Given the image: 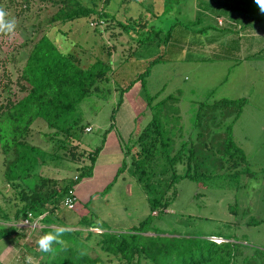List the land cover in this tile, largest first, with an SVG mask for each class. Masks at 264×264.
<instances>
[{
	"label": "rangeland",
	"instance_id": "374dc122",
	"mask_svg": "<svg viewBox=\"0 0 264 264\" xmlns=\"http://www.w3.org/2000/svg\"><path fill=\"white\" fill-rule=\"evenodd\" d=\"M162 1L110 0L107 11L116 13V19L121 21L144 13L149 23L161 26L163 32L173 26L171 44L176 51L165 48L164 34L156 37L151 33L149 35L152 36V41L149 44L136 47V40L140 37L145 39L148 32L133 34L132 39L131 33L122 32L118 28H109L103 32V24L98 27L100 32H94L93 22L85 19L64 25L63 30L66 34L56 38L58 40L56 43L62 51L77 52L83 63L100 58L103 62L109 63L111 68L107 80L98 83V91L85 98L75 112L78 121L89 127L77 132L76 136L79 139L72 143V146L76 147L74 153L78 155L82 151L89 152L97 147L101 149L92 175L83 177L74 187L76 203L73 209L59 211L63 223L61 228L79 229L78 226L74 227L77 219L92 212L95 215L94 223L120 233L128 231L149 215L148 194L144 187L131 177L128 169L120 175L117 172L122 163L123 149L130 145L151 118L146 110L148 97L157 95L153 99V104L171 97L166 100L162 109L163 123L171 125L172 118L177 117L173 120H179L185 138L191 135L193 137L191 141L202 142L203 148V143H208V146H212L211 151H215L229 134L234 144L243 151L248 168L255 175L243 174L235 180L216 177L204 183L180 179L176 185L175 198L172 199L165 213L154 220V225L160 231H174L186 236L216 235L246 240L250 246L264 250V222L256 225L249 222L251 219L264 220V171H262L264 169V51L253 55L254 49L248 48V52L235 46L221 49L217 43H213L207 48V52L203 53L194 47L199 45L200 36L202 42L203 38L212 39L213 30L209 28L204 33H199V36L190 29L196 30L204 25L210 27V24L215 25V21L220 28L228 27L224 15L220 18L214 15L209 20L202 18L203 14L210 16L212 11L221 13L220 10H225L224 6L215 3V0H178V6L173 5L169 15L161 16ZM199 1H202L203 5L195 6ZM228 1H230L229 14L239 11V8H233L235 4L231 0ZM126 4H130L131 10L122 14L120 10ZM241 9L247 10L248 13L243 12L237 14L238 16L249 15L252 11L253 17L259 19V22H254L253 19L248 18L247 21L251 22H248L245 30L255 31L258 24L264 27V12H261L255 0L241 6ZM152 13L159 15L150 19ZM49 14L50 12H44L42 16ZM11 15L16 18L14 32L0 35V72L1 66H4L2 60L14 55L15 48L30 35L31 25L37 20L33 16L22 19ZM196 16L200 19H196ZM177 22L186 24L187 29L180 28L182 24L174 25ZM231 28L236 32L226 30L225 36L238 37L244 33L237 34L239 29ZM182 30H186L187 33L181 32ZM263 30L261 31L264 32ZM113 31L117 33L115 37ZM132 31V28L129 29V32ZM53 32L51 31L49 36H52ZM216 32L222 33L218 30ZM253 45L257 47L259 44ZM112 46L114 50L110 48L112 53L108 58L106 51ZM186 46L189 47L186 53H178L180 48L184 49ZM101 48L103 53L100 51ZM132 50H136L135 54L129 56ZM219 55L222 56L221 59H217ZM245 55L251 56V60L257 59V65L248 66L241 63ZM159 56L162 62L149 68L145 87L137 81L129 90L121 91L129 81L144 72L149 61ZM126 58V63L120 66V62ZM5 66L10 69V63H6ZM223 98L246 99V103L236 116V107L225 105L222 102ZM203 101H207V106L204 105L205 109L202 108L205 117H201L198 127H194L195 115ZM52 132L53 130L48 129L43 121L37 120L31 126L28 141L48 154L55 152L61 154L63 152L57 151L53 141L47 138L52 137L50 136ZM197 133L201 134L200 139H194ZM174 141V147H177L179 140ZM43 163L25 179L26 184H31L33 177L41 175L74 180L78 176L77 169L85 168L89 160L86 157L73 161L48 158ZM211 170L218 172L217 174L224 173L218 169V166ZM3 171V155L0 152V207L12 218L16 201L12 190L4 182ZM183 171L182 164L176 166L177 174ZM15 225L20 229L19 234L0 240V263L35 264L36 258L41 257L40 254L36 255L40 252L35 246L36 241L49 231H41L43 226L39 220ZM94 232L98 233L100 230L94 229ZM213 239L222 241L220 237ZM86 244L88 247L93 246V240L87 241ZM96 254L104 260L108 259L99 252V249L91 255ZM26 257H31V260L26 261ZM105 264L119 263L115 258H109ZM140 264L149 263L143 259Z\"/></svg>",
	"mask_w": 264,
	"mask_h": 264
},
{
	"label": "trees",
	"instance_id": "16d2710c",
	"mask_svg": "<svg viewBox=\"0 0 264 264\" xmlns=\"http://www.w3.org/2000/svg\"><path fill=\"white\" fill-rule=\"evenodd\" d=\"M227 1L215 0V3L224 6L225 10H220L221 13L212 11L210 16L203 14L202 18L209 20L214 15L219 18L224 15L228 28L219 29L220 26L216 25L215 21V25L210 24V27L204 25L190 31L196 35L210 28L213 31H221L219 34L224 35V32L232 27V22L242 23V29L251 22L247 21L248 18L259 22L258 18L253 17L252 11L242 17L237 15L248 13L247 10L241 9V6L251 0H231L235 4L233 8H239L235 14L228 13L230 1ZM171 2L162 1L161 16L169 15L173 5L178 6V0ZM109 3L110 0H0V8L5 9L10 15L22 19L33 16L37 19L31 25L30 35L15 48L14 55L2 60L4 66H1L0 72V152L3 155L4 182L12 190L16 202L12 218L0 207V240L19 234L20 229L15 224L23 223L25 220L28 222L39 220L43 226L41 231L44 232L54 233L58 229H63L59 211L73 209L76 199L71 209L64 206L62 201L70 191H74L80 179L92 175L101 149L97 147L84 152L85 154L83 151L78 155L74 153L76 147L72 146V143L79 139L76 136L77 132L89 127L78 121L75 112L85 98L98 91V83L107 80L111 68L109 63L103 62L100 58L83 63L77 52L62 51L56 43L58 41L56 38L66 34L63 26L78 19H85L93 22L94 32H100L98 27L101 24L104 25L103 32L109 28H118L122 32L131 33L132 39L133 34L148 32L145 39L140 37L136 40V47L149 44L152 41V36L149 35L151 33L156 37L164 34L165 48L176 51L171 44L173 26L163 32L161 26L149 23L144 13L121 21L116 19V13L107 11ZM201 5L202 1L195 3L197 7ZM130 10V4H126L120 11L125 14ZM44 12L50 14L42 16ZM156 15L159 14L152 13L150 19L158 17ZM195 18L200 19L197 16ZM187 27L185 24L180 28ZM131 28L133 31L129 32ZM256 29L263 30L264 27L258 24ZM51 31L54 32L49 36ZM183 31L187 33L186 30L181 32ZM116 35L114 32L113 37ZM110 48L114 50V46L107 48L108 58L112 53ZM100 51L103 53V48ZM135 51H130L129 56H133ZM126 60L127 58L121 61L120 66L124 65ZM160 62H162L160 56L149 61L144 72L129 81L121 91L129 90L137 81L145 87L149 68ZM6 63H10L11 70L7 69ZM156 97L157 95L148 97L146 110L151 118L130 145L123 149L122 163L117 172L120 175L128 169L131 177L144 187L148 194L149 215L128 231L118 233L94 223L95 215L88 212L79 217L74 224V227L78 226L79 229H63L60 243L53 242L50 252H37L36 255L40 254L41 257L36 258L35 264H105L109 258H115L119 264H140L143 259L149 264H264V250L250 246L246 240L216 235L186 236L174 231H160L154 225V220L165 213L175 198L176 185L180 179L204 183L216 177L235 180L243 174L255 175L248 168L243 151L234 144L229 134L215 151H211L212 146H208V143H203V148L202 142L191 141L193 138L191 135L185 138L179 120H173L177 117L172 118L171 125L162 122V109L166 100L171 97L153 104ZM222 100L225 105L236 107V116L246 103V99ZM206 102L203 101L198 108L193 122L194 127H198V121L205 117L202 108L205 109ZM37 120L43 121L48 129L53 130L50 135L52 137L47 138L53 141L57 151L63 153L48 154L28 141L31 126ZM60 136L62 138H59ZM194 136V139L202 137L200 133ZM175 139L179 140L177 147H174ZM80 157H86L89 164L85 168L77 169L78 176L74 180L41 175L33 177L31 184L25 183L30 173L39 164H44L48 158L73 161ZM179 164L184 166L181 174L176 172V166ZM216 166L224 173L217 174L218 172L211 170ZM249 222L256 225L264 220L251 219ZM94 229L100 232H94ZM217 237L222 241L213 239ZM90 240H93V246L88 247L86 243ZM96 249L108 259L104 260L98 254L91 255Z\"/></svg>",
	"mask_w": 264,
	"mask_h": 264
},
{
	"label": "crops",
	"instance_id": "0c3cea01",
	"mask_svg": "<svg viewBox=\"0 0 264 264\" xmlns=\"http://www.w3.org/2000/svg\"><path fill=\"white\" fill-rule=\"evenodd\" d=\"M232 23H233V25H231V26L233 28L236 27V28L239 29L237 34H239L241 32H244L243 35L238 36V37H231V36H225V35L217 33L216 31H213L212 39H208L207 40L206 38H203V42H202V41H200L202 39L201 36L199 34H196V35L200 36L198 38L199 45L194 47V48L198 49L199 51H202L203 53H206L207 52V48L209 46H211L213 43L214 44L217 43L218 47L219 48L221 47V49L224 48V47L227 49V48L234 47V46L239 48V49L242 48L246 52H248L247 51L248 48L254 49L252 51L253 55H255L254 53H256V52L264 51V49H263L264 48V43L262 44V41L264 39V32H262L259 29H256L255 31H247V30H245L246 27L244 29L241 28L242 23H236V24H235V22H232ZM228 27H224V28H228ZM219 29H222V28H219ZM230 30L234 31L231 27H230ZM232 36H235V35H232ZM229 37H231V38H229ZM206 41H208V43L204 44V42H206ZM223 41H225V42H223ZM255 43H258L259 45L256 47V45H253ZM187 48H189V47L186 46L184 49L180 48L178 50V53L179 52H182V54L186 53L189 50ZM250 57L251 56L245 55L243 57V59L241 60V63H244L245 65H248V66L257 65V63H258L256 61L257 59L253 58V60H251ZM221 58H222V56L217 57V59H221ZM204 60H206V59H204Z\"/></svg>",
	"mask_w": 264,
	"mask_h": 264
},
{
	"label": "clouds",
	"instance_id": "9594fccd",
	"mask_svg": "<svg viewBox=\"0 0 264 264\" xmlns=\"http://www.w3.org/2000/svg\"><path fill=\"white\" fill-rule=\"evenodd\" d=\"M261 12H264V0H255ZM16 18L10 15L5 9L0 8V33L11 34L15 30ZM63 229H58L54 233L46 232L42 234L36 241V245L41 252L48 253L52 250V244L60 243V236ZM26 261H30L31 257H26Z\"/></svg>",
	"mask_w": 264,
	"mask_h": 264
},
{
	"label": "built area",
	"instance_id": "2783aa9c",
	"mask_svg": "<svg viewBox=\"0 0 264 264\" xmlns=\"http://www.w3.org/2000/svg\"><path fill=\"white\" fill-rule=\"evenodd\" d=\"M74 192L70 191L69 195L65 197V199L62 201V204L66 206L67 208L71 209L73 207L74 201H75ZM23 223H28V221H24ZM35 225V222H34Z\"/></svg>",
	"mask_w": 264,
	"mask_h": 264
}]
</instances>
